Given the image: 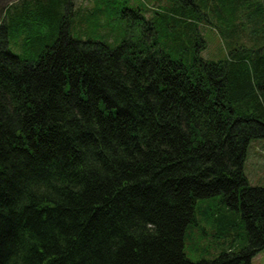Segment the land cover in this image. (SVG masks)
Here are the masks:
<instances>
[{
  "label": "trees",
  "instance_id": "trees-1",
  "mask_svg": "<svg viewBox=\"0 0 264 264\" xmlns=\"http://www.w3.org/2000/svg\"><path fill=\"white\" fill-rule=\"evenodd\" d=\"M74 1L0 11V264H251L264 251V187L244 173L264 138L262 1ZM125 13L139 35L112 44L105 28ZM105 14L101 39L87 36ZM208 15L223 59L200 56ZM215 197L245 244L192 262L187 230Z\"/></svg>",
  "mask_w": 264,
  "mask_h": 264
},
{
  "label": "rangeland",
  "instance_id": "rangeland-1",
  "mask_svg": "<svg viewBox=\"0 0 264 264\" xmlns=\"http://www.w3.org/2000/svg\"><path fill=\"white\" fill-rule=\"evenodd\" d=\"M16 1L18 0H0V11L3 12L7 5ZM86 1L90 10L93 7V0H75L74 2L76 6H79L81 3L86 4ZM261 1L264 4V0ZM125 2L128 8L132 7L134 3L142 11L147 10L150 13L152 9L163 8L167 0H118L117 6L120 7L119 5ZM149 16L147 14V17ZM228 18L229 20L225 19L226 23H229L231 20V17ZM105 19L106 14L99 20L101 25H97L96 18L88 16L87 20H85L86 35L95 39H101L100 34H102L104 26H106ZM138 22L140 23V20L137 18L133 19L129 13H125L124 19L120 22L112 18L105 28L106 31H112L108 41L116 45L125 37H131L132 40L137 39L140 30ZM198 30L205 42V49L201 50L200 56L208 60L225 58L227 54L226 42L219 31L216 18L212 15H208L207 19L202 18L198 22ZM260 33L264 34L263 32ZM242 40L244 41L245 39ZM12 51L16 54H21L20 49L12 47ZM244 173L250 186L264 187V138L255 140L250 144L244 163ZM197 204L198 207H204L200 212L198 210L195 211V217L198 219L200 226L194 228L190 226L184 239V254L190 261L197 262L203 259H212L221 252L226 251L230 245L239 249L245 244L246 232L241 223L240 214L233 210L227 212L220 202V197L199 200ZM218 212L223 215L226 214L230 218V222H225L227 226L224 230L225 236L222 233H216L213 236V232L215 231L211 228L210 221L213 220L214 215H217L216 213ZM203 228L207 231L206 235H200ZM251 264H264V251L256 255Z\"/></svg>",
  "mask_w": 264,
  "mask_h": 264
},
{
  "label": "crops",
  "instance_id": "crops-1",
  "mask_svg": "<svg viewBox=\"0 0 264 264\" xmlns=\"http://www.w3.org/2000/svg\"><path fill=\"white\" fill-rule=\"evenodd\" d=\"M257 255H258V254H257ZM253 259H254V258H253ZM253 259H252V260H253ZM251 262H252V261H251Z\"/></svg>",
  "mask_w": 264,
  "mask_h": 264
}]
</instances>
